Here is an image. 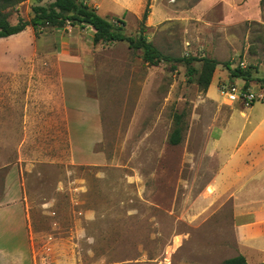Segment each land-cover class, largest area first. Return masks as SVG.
Instances as JSON below:
<instances>
[{"label":"rangeland","instance_id":"1","mask_svg":"<svg viewBox=\"0 0 264 264\" xmlns=\"http://www.w3.org/2000/svg\"><path fill=\"white\" fill-rule=\"evenodd\" d=\"M85 1L107 20L122 19L126 36L143 31L164 56L219 65L203 91L183 64L150 66L125 43L92 46L89 29L48 28L36 40L27 28L0 39V111L8 92L14 111L23 100L30 116L18 164L30 264H224L242 256L230 192L215 181L235 144L229 133L220 140L222 131L236 130L231 115L250 107L222 91L243 85L264 97V0ZM51 2L24 0L6 11L8 21H28L33 6ZM225 64L249 81L231 78ZM262 113L264 100L251 112ZM3 121L0 196L4 162L20 155L14 125L5 132ZM175 129L178 145L169 142Z\"/></svg>","mask_w":264,"mask_h":264},{"label":"crops","instance_id":"2","mask_svg":"<svg viewBox=\"0 0 264 264\" xmlns=\"http://www.w3.org/2000/svg\"><path fill=\"white\" fill-rule=\"evenodd\" d=\"M93 7L96 9L95 6ZM0 70L5 69L0 68ZM4 96L10 102V106L0 111L2 113L0 123L1 118H4L5 132L14 125L12 131L16 134L15 148L20 155L15 162H4L3 169H6V172L2 180L0 196V264H30L32 240L30 221L24 184L18 167V164L26 161L22 158L21 151L29 143V109L27 102L23 108V100H21L20 111H14L17 107L14 104L16 94L6 92ZM253 106L248 108L247 112L246 109L235 110L230 121L236 118L239 123L236 130L231 132L226 131L225 128L222 131L220 140L229 133L235 138V144L215 184L219 192L226 189L230 192L229 201L235 234L242 257L247 264H262L264 263V113L251 114ZM67 121L71 128L72 115L69 113H67ZM248 127L249 130L246 131ZM220 149V145L215 144L210 148V153L212 156H218ZM209 192L212 193L211 190Z\"/></svg>","mask_w":264,"mask_h":264},{"label":"trees","instance_id":"3","mask_svg":"<svg viewBox=\"0 0 264 264\" xmlns=\"http://www.w3.org/2000/svg\"><path fill=\"white\" fill-rule=\"evenodd\" d=\"M24 0H0V39L18 35L30 28L33 37L39 39L43 31L48 28L61 29L65 26L79 29H89L91 32V44L125 43L133 51H140L144 63L154 66L160 62H177L183 64L188 70V76L192 77L198 74L197 85L207 91L216 67L219 65L215 60L208 58H182L173 59L164 56L151 43H149L140 31L137 37H129L124 32V22L122 19L113 18L107 20L98 15L97 10L89 5L85 0H52L47 6H33L31 8L32 17L28 21L19 19L12 25L8 21V9H11ZM148 7H146L143 20L147 18ZM193 63L200 64V71L197 72ZM229 71L231 78H241L245 82L249 81L250 75L239 68L230 69L228 64L224 65ZM264 86V80H262ZM170 144L178 145L180 143V130L175 129L170 137ZM224 264H247L242 256H236L228 259ZM264 264V263H262Z\"/></svg>","mask_w":264,"mask_h":264},{"label":"built area","instance_id":"4","mask_svg":"<svg viewBox=\"0 0 264 264\" xmlns=\"http://www.w3.org/2000/svg\"><path fill=\"white\" fill-rule=\"evenodd\" d=\"M243 67V64L241 65ZM222 95L229 103H240L243 106L251 107L257 102L264 100L263 94H257L245 86H237L235 84L224 88Z\"/></svg>","mask_w":264,"mask_h":264}]
</instances>
